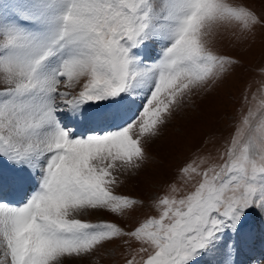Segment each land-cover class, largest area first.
<instances>
[{"label":"snow or ice","instance_id":"obj_1","mask_svg":"<svg viewBox=\"0 0 264 264\" xmlns=\"http://www.w3.org/2000/svg\"><path fill=\"white\" fill-rule=\"evenodd\" d=\"M258 27L264 12L241 0H0V264H67L117 241L125 264H238L264 215V85L218 156L197 150L151 200L156 215L131 230L81 217L144 205L120 176L239 64L214 44Z\"/></svg>","mask_w":264,"mask_h":264},{"label":"rangeland","instance_id":"obj_2","mask_svg":"<svg viewBox=\"0 0 264 264\" xmlns=\"http://www.w3.org/2000/svg\"><path fill=\"white\" fill-rule=\"evenodd\" d=\"M241 2L249 4L258 12H264V0ZM214 47L219 54L234 58L239 64L234 65V70L210 89L193 95L191 102L174 114L172 121L162 129V135L147 146L150 158L138 173L120 176L122 183L116 191L143 200L144 205L123 217L105 211H93L81 218L92 222H116L126 230H131L142 219L157 214L151 206V200L168 190L167 185L176 180L177 170L197 150L198 154H210L212 157L218 156V152L223 150L248 110L245 96L249 99L253 93L259 96L258 89L264 85V28L258 27L255 34L247 39L226 33ZM248 224L251 231L256 228L257 234H252L246 246L240 248L249 249L248 244L252 239L251 246H257L254 249L260 255L261 264H264V247L261 251L264 246V215L258 211L249 218ZM124 251L125 246L117 241L98 249L91 257L74 258L67 264H125ZM243 254L242 251L240 263L250 264V257Z\"/></svg>","mask_w":264,"mask_h":264},{"label":"bare ground","instance_id":"obj_3","mask_svg":"<svg viewBox=\"0 0 264 264\" xmlns=\"http://www.w3.org/2000/svg\"><path fill=\"white\" fill-rule=\"evenodd\" d=\"M249 240H250V239H249ZM251 242H252V241H250L249 244H248L249 249L247 248V249H245V250H243V249L241 250V248H240V247L243 248V246L245 247L246 244H247V241L243 243L244 245H242V246L240 245V246H239V249H238V255H237V256H238V260H237V261H238V264H241L240 261H241V258H242V256H241V252H242V251L244 252L243 256H244V255H247L248 257H250V259H251V257H252V258H254V260H255V258H256L255 256H257V255H255V253H256L257 250H255L254 248H256L257 246H255L254 244H256V243H254V244H253L254 247H252V246H251ZM259 251H260V250H259ZM245 252H248V253L246 254ZM257 253H258V252H257ZM258 254H259V253H258ZM237 256H236V257H237ZM259 256H260V255H259ZM255 261H257V259H256Z\"/></svg>","mask_w":264,"mask_h":264}]
</instances>
